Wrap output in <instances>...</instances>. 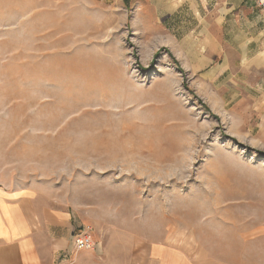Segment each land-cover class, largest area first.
Instances as JSON below:
<instances>
[{
  "label": "rangeland",
  "instance_id": "rangeland-1",
  "mask_svg": "<svg viewBox=\"0 0 264 264\" xmlns=\"http://www.w3.org/2000/svg\"><path fill=\"white\" fill-rule=\"evenodd\" d=\"M0 173L105 263L264 264L259 2L0 0Z\"/></svg>",
  "mask_w": 264,
  "mask_h": 264
},
{
  "label": "crops",
  "instance_id": "crops-1",
  "mask_svg": "<svg viewBox=\"0 0 264 264\" xmlns=\"http://www.w3.org/2000/svg\"><path fill=\"white\" fill-rule=\"evenodd\" d=\"M0 173V264H117L97 250L76 252L77 228L68 204L41 202L32 189L11 186ZM133 264H194L165 243L146 246Z\"/></svg>",
  "mask_w": 264,
  "mask_h": 264
},
{
  "label": "built area",
  "instance_id": "built-area-1",
  "mask_svg": "<svg viewBox=\"0 0 264 264\" xmlns=\"http://www.w3.org/2000/svg\"><path fill=\"white\" fill-rule=\"evenodd\" d=\"M264 11V0H257ZM73 249L76 252L90 251L95 248L94 241L87 231H78L72 236Z\"/></svg>",
  "mask_w": 264,
  "mask_h": 264
}]
</instances>
